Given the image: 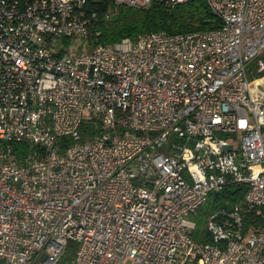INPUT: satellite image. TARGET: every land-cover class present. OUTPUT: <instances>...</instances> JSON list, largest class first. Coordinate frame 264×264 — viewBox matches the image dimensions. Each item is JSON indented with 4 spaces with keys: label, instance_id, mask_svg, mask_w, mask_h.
<instances>
[{
    "label": "built area",
    "instance_id": "1",
    "mask_svg": "<svg viewBox=\"0 0 264 264\" xmlns=\"http://www.w3.org/2000/svg\"><path fill=\"white\" fill-rule=\"evenodd\" d=\"M204 1L216 29L108 44L87 0H0V264H264V0Z\"/></svg>",
    "mask_w": 264,
    "mask_h": 264
},
{
    "label": "trees",
    "instance_id": "2",
    "mask_svg": "<svg viewBox=\"0 0 264 264\" xmlns=\"http://www.w3.org/2000/svg\"><path fill=\"white\" fill-rule=\"evenodd\" d=\"M87 6L97 13L96 30L99 43L115 44L123 39L135 40L139 36L160 31L167 34H181L212 30L219 26L218 20L212 15L204 0H188L174 6L164 0H153L146 5L134 7L115 4L112 0H87ZM90 131L91 127L82 124L80 127L82 140ZM68 141L67 137H61L57 142L63 149ZM11 149L20 159L28 152V145L25 142H13ZM245 192V185L233 184L222 192L210 193L205 202L206 209L200 208L195 216L208 215L219 209H229L235 204H241ZM262 224H264V208L252 210L243 218L242 233L244 235L253 233ZM193 239L195 242H211L206 228L201 233L196 226ZM76 248L74 242L68 243L62 264L73 257Z\"/></svg>",
    "mask_w": 264,
    "mask_h": 264
},
{
    "label": "rangeland",
    "instance_id": "3",
    "mask_svg": "<svg viewBox=\"0 0 264 264\" xmlns=\"http://www.w3.org/2000/svg\"><path fill=\"white\" fill-rule=\"evenodd\" d=\"M246 72L249 79L264 75V52L257 55V57L248 64ZM201 209L205 210L206 204H204ZM207 216V214H200L199 216H194L191 218L201 233L206 228Z\"/></svg>",
    "mask_w": 264,
    "mask_h": 264
}]
</instances>
